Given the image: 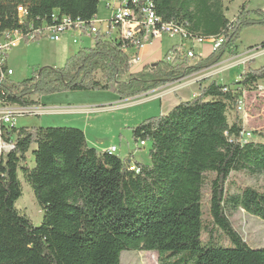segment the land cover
I'll use <instances>...</instances> for the list:
<instances>
[{"label": "trees", "instance_id": "trees-1", "mask_svg": "<svg viewBox=\"0 0 264 264\" xmlns=\"http://www.w3.org/2000/svg\"><path fill=\"white\" fill-rule=\"evenodd\" d=\"M100 1L0 0V37L20 30L26 42L38 41L43 37L37 29L59 22L54 14L80 18L89 27ZM150 1L164 21L181 22L206 39L223 37V43L194 64L169 63L165 53L132 71L131 44L97 33L92 47L80 48L61 67H42L20 82L6 77L2 102L32 107L43 95L86 90L135 98L194 75L226 54L237 56L242 29L264 26V10L251 9L248 0L233 19L225 0ZM19 7L27 10L24 20ZM6 71L3 65L0 74ZM262 79L264 66L249 68L233 84L205 77L198 95L132 127L136 143L150 142L149 163L98 151L77 127L3 126L2 140L12 147L0 152V264H121L124 250L157 252L159 264H264V248L249 246L228 215L243 209L264 220L263 191L228 189L232 172L264 173V140L243 141V121L228 117L243 91ZM19 172L43 211L39 226L16 207L22 196ZM218 232L232 245H222Z\"/></svg>", "mask_w": 264, "mask_h": 264}, {"label": "rangeland", "instance_id": "rangeland-1", "mask_svg": "<svg viewBox=\"0 0 264 264\" xmlns=\"http://www.w3.org/2000/svg\"><path fill=\"white\" fill-rule=\"evenodd\" d=\"M106 1H100L96 19V23L100 25L102 32L105 31L107 26L105 21L110 19L111 16V9L107 8ZM244 1L225 0L228 8L227 17L230 19L234 18ZM255 3L258 4V7L264 8V0H250V8H257ZM68 38L63 40L66 41ZM78 39L79 43L74 44L71 42L68 51L64 50V52L58 48L62 42L54 43L47 39L40 42H23L19 48L9 53V65L15 71V74L10 76V78L15 82H20L32 76L34 70L42 67H61L65 64L71 53H76L80 48L92 47L95 42L94 37H79ZM179 40V37L165 36L161 40L156 41L154 45H149L146 50L142 51L141 56L146 58L145 52L148 51V55L151 57L143 61L142 65L137 67L136 70L141 69L145 64L151 65L157 63L163 58L167 52V48L179 42ZM263 41L264 26L244 27L237 42L238 55L229 57L226 54L216 64L204 68L201 72L195 74V79L191 83L192 86L181 94L173 86H177L185 81H179L172 85V88L169 86V94L159 96L162 95L159 93L153 99L147 98L151 94L139 98L120 99L119 95L112 90L74 91L70 92L73 94L68 96H58L67 92L43 95L40 97V102L43 106H38L46 109L52 105H59V102L104 107L120 103L121 106L97 112L93 111L85 115L73 112H59V110L55 109L41 113V109L39 111L40 114L14 116V125L17 127H77L86 133V138L89 144H91L90 146H95L98 151H101V148L115 144L118 148L115 154L119 155L122 159L129 157L135 161L148 163L150 161V142L146 146H141L140 142L136 143L132 136V127L149 117L166 114L168 111L165 110L171 104L177 105L181 101H186L188 100L187 98L195 96V94H184L186 92L190 94L192 87L194 91H199V81L205 77H211L212 80H216L219 83L233 84L249 68L256 69L264 66V48L261 47ZM194 47L198 53L204 54L203 58L208 57L212 52L211 44L208 40L203 44H196ZM197 61L187 60L186 62L194 64ZM50 95H57L56 97L59 98L48 99L47 96ZM67 103L62 105H67ZM240 103L243 106L242 109L230 108L228 112L229 121L233 122L237 118L243 121V141L264 140V79L260 80L254 88L244 90ZM89 118L90 120H88ZM86 122H88L87 125H85ZM27 163L29 166L34 164L32 151L27 154ZM19 178L22 185V196L17 200L16 207L20 212L28 215L35 225L39 226L43 220V211L36 200L32 187L25 181L21 172H19ZM241 186H252L264 192V173L252 175L248 172H232L228 182L229 191L236 193ZM208 195V191H205L206 198L204 199L203 209L206 219L210 217ZM228 215L236 231L249 246L252 248H264L263 219L243 209L234 210L228 213ZM216 235L222 245H232L223 233L218 232ZM207 238V235L204 236V239ZM120 261L121 264H159V254L152 251L124 250L121 253Z\"/></svg>", "mask_w": 264, "mask_h": 264}, {"label": "built area", "instance_id": "built-area-1", "mask_svg": "<svg viewBox=\"0 0 264 264\" xmlns=\"http://www.w3.org/2000/svg\"><path fill=\"white\" fill-rule=\"evenodd\" d=\"M106 6L111 9L110 19L106 20L107 30L104 34L111 39L129 42L128 53L130 55L129 65L132 71L142 65L143 59L141 52L149 45L152 46L156 41L161 40L165 36L179 37L180 44L171 47L167 52V61L169 63L177 64L183 61L201 60L202 53H198L194 47L196 44H203L207 40L210 41L212 52L219 47L224 39L221 38H203L194 35L181 22L164 21L157 15L152 1L148 0L142 4L138 0H107ZM21 20H24L27 15V10L23 7L18 8ZM55 20H58L53 25H43L37 29L36 34L43 38L51 40H59L63 33H79L82 37H95L97 33H102L101 27L96 21L89 27H86L84 21L80 18L72 19L69 16L59 17L57 14L53 15ZM35 34V35H36ZM34 34L29 35L32 40ZM21 41H25L23 33L20 30L6 31L0 37V68L6 65L8 53L11 49L16 47ZM75 40V42H78ZM140 70V69H139ZM13 75V69L7 67L5 73L0 74L1 82ZM180 81V80H179ZM178 81V82H179ZM177 83V82H176ZM191 84V83H190ZM32 107H22L18 105H9L2 102L0 99V152L9 151L12 145L5 143L2 140L3 126H10L14 124V116H23L26 114L37 113L36 109ZM241 103L237 108L242 109ZM147 141H141V146H146ZM118 148L112 146L109 151L116 152Z\"/></svg>", "mask_w": 264, "mask_h": 264}, {"label": "crops", "instance_id": "crops-1", "mask_svg": "<svg viewBox=\"0 0 264 264\" xmlns=\"http://www.w3.org/2000/svg\"><path fill=\"white\" fill-rule=\"evenodd\" d=\"M249 1V3H250V0H248ZM226 5V4H225ZM255 5L257 6L258 4L257 3H255ZM250 6H251V4H250ZM227 7V6H226ZM257 8H261V7H258L257 6ZM251 9H256V8H251ZM261 9H263L264 10V8H261ZM228 11V10H227ZM227 11H226V15H227ZM233 19V18H232ZM107 30V26H106V29H105V31ZM101 31H102V28H101ZM105 31H103L102 33L104 34V32ZM68 37H70V38H68ZM80 37V35L76 32V33H69V32H67V33H63L62 35H61V38L59 39V40H56V41H54V40H51V39H49V38H42V39H40V40H38V41H34V42H40V41H42V40H50L51 42H54V43H56V42H62L59 46H58V48L60 49V51H62V52H64V50L65 51H68V49L70 48V46H71V42H73L74 44H77V43H79L80 41H78V42H75V40H78V38ZM65 38H68L66 41H64L63 39H65ZM83 38V37H82ZM23 42H26V41H21L16 47H14L13 49H11L10 51H9V53L11 52V51H13V50H15V49H17V48H19L22 44H23ZM180 42H181V39L179 40V42H176V43H174L172 46H169L168 48H167V52H168V50L171 48V47H173L174 45H176V44H180ZM144 50H146V49H144ZM166 52V53H167ZM9 53H8V57H7V61H6V65H7V67L8 68H11V69H13L10 65H9ZM142 53V52H141ZM146 53V58H143V56H142V59H143V61H145V60H147V59H149L151 56L150 55H148V51H146L145 52ZM73 54H75V53H71L70 54V56L71 55H73ZM69 56V57H70ZM145 63V62H144ZM201 72V71H200ZM199 73V72H198ZM15 74V71H14V69H13V75ZM197 74V73H196ZM195 75V74H194ZM194 75H191V76H189V77H186V78H184V79H181L180 81H185V82H181L180 84H178L176 87L175 86H173V87H175L176 89H178L177 91L181 94L182 92H184V90H186V89H188L190 86H192L190 83H192V80H194L195 79V76ZM192 77V78H191ZM178 83V82H177ZM174 84H176V83H172V84H168V85H166V86H164V87H161V88H159V90H154V91H150L149 93H146V94H142V95H140V96H138V97H136V98H139V97H143V96H146L147 94H151V95H149L147 98L148 99H153V98H155V97H157L158 96V94L160 93V94H162V95H159V96H165V95H167V94H169L170 92H169V89L170 88H172L171 86L172 85H174ZM170 86V88H168ZM157 91H160V92H157ZM155 92H157V93H155ZM70 94H73V93H70V92H67V93H62V94H59L58 96H68V95H70ZM76 94V93H75ZM191 94H195V96L196 95H198L199 94V91L198 90H196V91H194V89H193V87H192V90H191V92H190V94H189V92L187 93L186 92V94H184V95H191ZM57 95H50V96H47L48 97V99H55V98H59V97H56ZM192 97H190V98H187L188 100L189 99H191ZM164 99V98H163ZM145 100V99H144ZM52 101H54V100H52ZM41 103V102H40ZM67 102H59V105H52L51 107H49L48 109H46V108H44V107H39V106H34L33 108H34V110L36 109V111H38L37 113H32V114H40L39 113V111L41 110V113H43V112H47V111H50V109H55V110H59V112H73V113H80V114H89V112H97V111H101V110H106V109H112V108H116V107H119V106H121V104L120 103H116L115 105H113V106H107V107H104V106H98V105H81V104H73V103H67V105H62V104H66ZM52 104H54L53 102H52ZM40 105H42V103L40 104ZM43 106V105H42ZM175 105L174 104H171V106L168 108V109H166L165 111H170L173 107H174ZM88 120H90V118L88 119ZM88 124V122H86L85 123V125H87ZM86 134V133H85ZM87 141H88V139H87ZM88 144H89V142H88ZM89 145H91V144H89ZM112 146H116L115 144H112V145H110V146H106V147H104V148H101L100 150L101 151H106V150H109ZM93 147V146H92ZM95 147V146H94ZM117 147V146H116ZM96 148V147H95ZM97 149V148H96ZM118 151V150H117ZM116 151V152H117ZM125 159H127L130 163H134L135 162V160L134 159H132V158H125ZM150 162V161H149ZM148 162V163H149Z\"/></svg>", "mask_w": 264, "mask_h": 264}, {"label": "bare ground", "instance_id": "bare-ground-1", "mask_svg": "<svg viewBox=\"0 0 264 264\" xmlns=\"http://www.w3.org/2000/svg\"><path fill=\"white\" fill-rule=\"evenodd\" d=\"M178 86H179V85H178ZM178 86H177V87H178ZM175 87H176V86H175Z\"/></svg>", "mask_w": 264, "mask_h": 264}, {"label": "water", "instance_id": "water-1", "mask_svg": "<svg viewBox=\"0 0 264 264\" xmlns=\"http://www.w3.org/2000/svg\"><path fill=\"white\" fill-rule=\"evenodd\" d=\"M149 93V92H148Z\"/></svg>", "mask_w": 264, "mask_h": 264}]
</instances>
